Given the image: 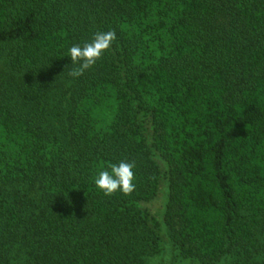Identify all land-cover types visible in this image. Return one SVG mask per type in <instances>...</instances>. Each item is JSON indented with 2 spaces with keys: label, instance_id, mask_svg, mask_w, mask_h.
Wrapping results in <instances>:
<instances>
[{
  "label": "trees",
  "instance_id": "obj_1",
  "mask_svg": "<svg viewBox=\"0 0 264 264\" xmlns=\"http://www.w3.org/2000/svg\"><path fill=\"white\" fill-rule=\"evenodd\" d=\"M0 50V264H146L139 229L198 264L264 258V0H0ZM120 160L135 190L105 196Z\"/></svg>",
  "mask_w": 264,
  "mask_h": 264
},
{
  "label": "clouds",
  "instance_id": "obj_2",
  "mask_svg": "<svg viewBox=\"0 0 264 264\" xmlns=\"http://www.w3.org/2000/svg\"><path fill=\"white\" fill-rule=\"evenodd\" d=\"M116 39L113 31H97L90 41L76 44L68 49L67 56L71 64L77 67L69 72L72 77H79L83 71L94 66L112 46ZM135 165L126 160L111 164L98 170L92 177L95 188L105 196L117 193L131 194L135 190Z\"/></svg>",
  "mask_w": 264,
  "mask_h": 264
},
{
  "label": "rangeland",
  "instance_id": "obj_3",
  "mask_svg": "<svg viewBox=\"0 0 264 264\" xmlns=\"http://www.w3.org/2000/svg\"><path fill=\"white\" fill-rule=\"evenodd\" d=\"M3 53L0 50V73L5 70ZM167 201V193H166V184L164 182L161 183L160 191L156 199L150 203L144 204V207L155 217L161 218L162 213L165 210V205ZM139 239L137 233H130V237L134 240V244L140 251H146L144 254V259L146 264H198L197 262L191 260L183 259L175 248H171L170 251L165 248L163 243L159 242V250L156 252L154 250L153 241L150 239H144L145 234H142L141 229H139ZM129 239V238H128ZM153 253V254H152ZM224 264H234V261L228 259ZM254 264H264V258H259Z\"/></svg>",
  "mask_w": 264,
  "mask_h": 264
}]
</instances>
